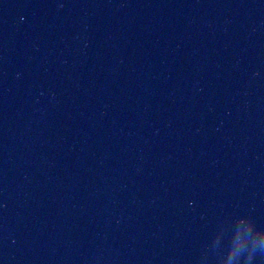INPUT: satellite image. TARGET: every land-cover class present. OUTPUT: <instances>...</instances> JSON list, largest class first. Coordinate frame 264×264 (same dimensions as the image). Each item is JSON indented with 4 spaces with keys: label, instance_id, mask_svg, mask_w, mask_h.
<instances>
[{
    "label": "water",
    "instance_id": "95a60500",
    "mask_svg": "<svg viewBox=\"0 0 264 264\" xmlns=\"http://www.w3.org/2000/svg\"><path fill=\"white\" fill-rule=\"evenodd\" d=\"M241 221L264 0H0V264H225Z\"/></svg>",
    "mask_w": 264,
    "mask_h": 264
},
{
    "label": "clouds",
    "instance_id": "9594fccd",
    "mask_svg": "<svg viewBox=\"0 0 264 264\" xmlns=\"http://www.w3.org/2000/svg\"><path fill=\"white\" fill-rule=\"evenodd\" d=\"M258 249H264V229H256L251 222L241 221L225 264H242L244 257H251Z\"/></svg>",
    "mask_w": 264,
    "mask_h": 264
}]
</instances>
